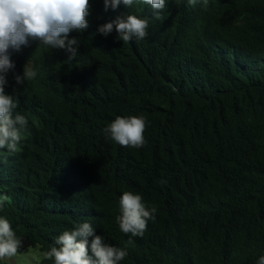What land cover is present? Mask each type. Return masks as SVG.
<instances>
[{
  "label": "trees",
  "instance_id": "1",
  "mask_svg": "<svg viewBox=\"0 0 264 264\" xmlns=\"http://www.w3.org/2000/svg\"><path fill=\"white\" fill-rule=\"evenodd\" d=\"M72 31L77 56L38 41L12 54L16 74L37 71L7 94L28 120L21 151L0 150V216L20 254L54 245L90 223L105 243L127 247L120 264H256L264 255V0H166L104 11ZM122 13L149 20V35L124 43L97 28ZM143 116L139 149L106 139L116 116ZM166 184H161V180ZM155 206L143 237L119 230V199ZM91 237H89V251ZM0 264H8L0 261ZM39 264H54L42 260Z\"/></svg>",
  "mask_w": 264,
  "mask_h": 264
},
{
  "label": "clouds",
  "instance_id": "2",
  "mask_svg": "<svg viewBox=\"0 0 264 264\" xmlns=\"http://www.w3.org/2000/svg\"><path fill=\"white\" fill-rule=\"evenodd\" d=\"M177 4L182 0H175ZM134 3L149 5L156 19L166 7V0H103L104 11L116 10L121 4L126 8ZM195 5L197 0H188ZM206 3V0H204ZM92 7L91 0H0V150H7L8 155L21 151L20 143L24 139L28 120L16 112L19 98L7 94V75L11 71L16 85L31 81L37 71L27 62L23 74H16V65L12 54L21 51L29 41H38L50 49L64 50L68 61L73 60L80 46L79 39H69L72 31L82 32L89 27L88 16ZM149 20L134 14L122 13L114 20L104 23L97 32L105 37L114 30L115 39L128 43L134 38L145 39L149 33ZM148 123L143 116H116L103 129L106 139L122 147L139 149L146 143L144 133ZM3 155V152H0ZM160 183L166 184V180ZM12 203L11 196L0 193V211ZM157 208L145 205L140 194L124 191L119 199V215L116 222L119 230L130 238L126 245H132L135 237H143L147 222L155 219ZM89 237H91L89 251ZM22 240L17 237L9 220L0 216V261H11L16 258ZM128 255L127 247L120 248L105 243L103 236L96 235L93 226L88 222L81 223L75 230L64 231L53 246L42 253L43 259L52 260L54 264H120ZM36 259L28 253L25 259ZM256 264H264V255L259 256Z\"/></svg>",
  "mask_w": 264,
  "mask_h": 264
},
{
  "label": "rangeland",
  "instance_id": "3",
  "mask_svg": "<svg viewBox=\"0 0 264 264\" xmlns=\"http://www.w3.org/2000/svg\"><path fill=\"white\" fill-rule=\"evenodd\" d=\"M31 253L36 257V259H25V255ZM42 251L39 247L31 248L27 253L18 255L16 258H13L11 261H6L8 264H39L43 259Z\"/></svg>",
  "mask_w": 264,
  "mask_h": 264
}]
</instances>
